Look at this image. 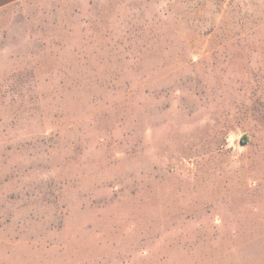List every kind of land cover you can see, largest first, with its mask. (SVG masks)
I'll use <instances>...</instances> for the list:
<instances>
[{
  "label": "rangeland",
  "instance_id": "1",
  "mask_svg": "<svg viewBox=\"0 0 264 264\" xmlns=\"http://www.w3.org/2000/svg\"><path fill=\"white\" fill-rule=\"evenodd\" d=\"M0 264H264V0L1 6Z\"/></svg>",
  "mask_w": 264,
  "mask_h": 264
},
{
  "label": "crops",
  "instance_id": "2",
  "mask_svg": "<svg viewBox=\"0 0 264 264\" xmlns=\"http://www.w3.org/2000/svg\"><path fill=\"white\" fill-rule=\"evenodd\" d=\"M13 1H16V0H0V7L5 5V4L11 3Z\"/></svg>",
  "mask_w": 264,
  "mask_h": 264
}]
</instances>
